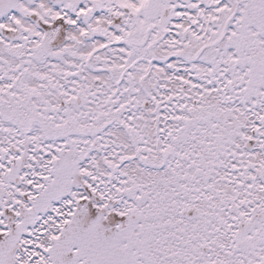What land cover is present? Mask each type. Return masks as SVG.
Segmentation results:
<instances>
[{
  "label": "snow or ice",
  "instance_id": "obj_1",
  "mask_svg": "<svg viewBox=\"0 0 264 264\" xmlns=\"http://www.w3.org/2000/svg\"><path fill=\"white\" fill-rule=\"evenodd\" d=\"M0 264H264V0H0Z\"/></svg>",
  "mask_w": 264,
  "mask_h": 264
}]
</instances>
